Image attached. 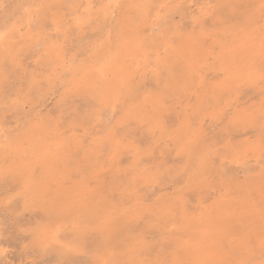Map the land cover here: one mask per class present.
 I'll return each instance as SVG.
<instances>
[{"label":"rangeland","instance_id":"obj_1","mask_svg":"<svg viewBox=\"0 0 264 264\" xmlns=\"http://www.w3.org/2000/svg\"><path fill=\"white\" fill-rule=\"evenodd\" d=\"M88 1L90 7L86 6ZM126 1L0 0V168L9 163L8 156L17 141L37 126L50 124V128L43 127L45 132H58L68 152L106 144L107 136L117 140V150L111 154L98 144L101 166L87 177L91 200L99 198L101 204L106 203L111 216L131 217L129 225L142 234L148 248L144 250L155 258L160 254L167 257L173 250L191 248V219L205 211L221 205L234 214L242 211L245 201L261 210V120L257 111L264 96L259 79L256 84L219 89L228 77L220 71L221 56L235 47L234 30L255 28V36L261 35L264 18L261 0H235L231 7L225 0H149L150 16L142 29L145 52L128 65L126 84L116 90L111 105L95 122L86 107L92 104L93 96L78 86H69V72L112 50L116 25L130 16ZM157 6L159 15L153 17ZM214 17L222 18L221 22ZM199 33L203 50L210 54L201 69L203 81L198 83L193 78L177 84L180 76L176 69L169 72L167 44L176 46L182 38ZM3 36L7 38L1 41ZM211 87L218 90L214 100L208 92ZM155 100L160 101L157 108H153ZM140 104L143 116L137 118ZM237 108L254 114V118L230 131L224 130L226 121L213 119L221 110ZM210 145L221 153L239 151L241 162L222 164L217 159L215 166L200 171L198 157ZM247 146H256V152L246 151ZM140 170L147 173L146 180L136 182L131 194L119 193L116 177H128ZM156 176L159 182L154 181ZM9 193L14 195V185L0 176V264H84L82 256L73 263L60 262L27 249L25 229L40 216L19 207L11 213L9 204L2 202ZM14 202L19 205V198ZM234 218L227 219L230 227L238 223ZM247 223H239L241 229L237 228L233 238H251L258 246L259 224L251 226L253 231L246 229ZM68 229L69 224H62L59 235ZM243 233L250 234L249 239ZM221 245L226 251H219L212 264L237 259L224 241ZM257 252L252 255L260 260Z\"/></svg>","mask_w":264,"mask_h":264},{"label":"bare ground","instance_id":"obj_2","mask_svg":"<svg viewBox=\"0 0 264 264\" xmlns=\"http://www.w3.org/2000/svg\"><path fill=\"white\" fill-rule=\"evenodd\" d=\"M232 1L235 2V0H225L229 7L232 6ZM150 3L149 0H127L126 7L130 16L116 25L112 50L108 49L101 59H96L87 66L74 68L69 72L68 85L72 88L85 89L93 96L92 104H87L86 107L90 119L93 118L95 122L100 120L104 108L111 105L116 90L126 84L128 65L134 63L141 57V53L145 52L142 29L150 16ZM90 5L91 1H88L86 6L90 7ZM71 13L74 15V10H71ZM158 13L157 6L153 17H158ZM249 26L253 28L252 25ZM244 27H247L246 23ZM234 32L232 37L235 47L229 50L222 47V50L228 51V54L221 56L224 59L220 60V71L228 76L219 89L222 91H228L233 85L255 83L259 77L256 65L259 60L261 61L259 47L261 35L255 36V28L253 30L245 28L242 32L234 30ZM195 35L182 38L176 46L167 44L166 53L170 64L168 69L169 72L170 70L174 72L176 69L180 76L176 78L177 84H186L193 78L198 79V83L203 81L201 69L210 54L203 50L202 34L199 33L196 37ZM6 38L3 36L1 41ZM104 61L109 62L108 67L105 74L100 76L95 69ZM249 72L254 73L252 79L247 76ZM75 76L77 78H74ZM216 91L218 90L215 87L208 90L213 100ZM153 103V108H157L160 101L155 100ZM141 104L139 107H143ZM136 109L135 117L142 118L141 107ZM259 111H257L258 114ZM104 140L107 141L106 144L100 142L91 148H78L77 151L68 152L70 149L64 146L58 132L53 134L48 130L46 133L43 127L37 126L17 141L11 149V156H8L9 163L5 168H0V176L2 180H9L14 185V195L20 202L16 205L14 202L16 198H13L14 195L10 193L2 197V202L6 201L7 206L9 204L8 210L11 213L16 212L15 210L19 207L22 210L31 209L33 214L40 216L34 220V225L25 229L24 238L28 243L27 249L38 251L42 258L52 257L60 262L73 263L77 261L78 256H82L84 264H125V262L130 264L133 260L138 262L167 260L174 264L178 260L183 261L184 258L187 264H212L213 260H217L219 251H226L221 241H224L227 250L236 255L237 259L249 255L241 247L246 241L236 240L233 235L240 227L239 223L245 222H248L247 230L250 228L255 231L251 226L259 224L257 226L262 231L264 220L261 217V210L253 209L245 201L240 212L231 214L221 205H217L212 211L207 210L201 216L191 219L194 227L191 248L185 247L184 251L173 250L167 257L163 254L157 258L152 257L149 251L144 250L148 248L142 234H138L134 227L129 225L132 221L131 217L111 216L106 203L101 204L99 198L96 202L91 200L93 193L89 189L87 177L101 166L99 157L101 147L104 146L108 154L116 152L118 147L117 140L109 136ZM58 144L59 147H57ZM245 150L256 152V146H247ZM146 177L147 173L141 170L132 172L128 177L117 176L116 189L122 195L123 193L131 194L136 182H143ZM242 195L245 197L243 192ZM230 217L232 219L235 217L234 221L238 222L232 227L227 221ZM62 224H69V229L68 232L59 235ZM253 231H250L251 235ZM250 234L242 235L245 238ZM255 251L260 254L258 246L253 253ZM253 253L250 254L251 258L256 260Z\"/></svg>","mask_w":264,"mask_h":264},{"label":"snow or ice","instance_id":"obj_3","mask_svg":"<svg viewBox=\"0 0 264 264\" xmlns=\"http://www.w3.org/2000/svg\"><path fill=\"white\" fill-rule=\"evenodd\" d=\"M116 7H119V4L116 5ZM201 7H203L201 5ZM209 7H213L212 5H209ZM224 7H228L227 5H224ZM261 8V14L262 18H264V0H261L260 4ZM217 19V22H221L222 18H215ZM260 57H261V65L259 69V82H260V88H261V95L264 96V24L261 25V36H260ZM108 61L102 62L96 69L95 72L103 76L105 74V70L108 67ZM227 71V70H226ZM249 79H252L254 76V73L249 72L247 74ZM227 79V77L225 78ZM254 114L245 112L239 108L236 109V111H230V110H221V112L214 114L213 119L219 120L221 123L227 122L225 124V131H230L232 128L239 126L241 123L253 119ZM259 118L261 120V128H260V177H261V217L262 220H264V100L261 101L260 111H259ZM43 127L50 128L51 125H44ZM59 147V144L57 145ZM224 147H229V145H224ZM219 159L222 164L225 162L227 163H237L239 164L241 162V154L239 151H231L229 152H219L214 146L210 145L204 153H202L197 160V169L200 171H206L209 167L215 166L216 160ZM246 163V161H244ZM227 175V172L224 173ZM155 182H159V176H156L154 178ZM238 183V181H237ZM241 247L249 253V255L241 256L239 259H229V260H223L216 262V264H264V227H262V231L260 234L259 239V250H260V260L256 261L251 258V253L254 252L257 245L252 240H247ZM125 264H129V262H125ZM130 264H173L172 261L167 260H144V261H131ZM174 264H185L184 261L178 260L174 262Z\"/></svg>","mask_w":264,"mask_h":264}]
</instances>
